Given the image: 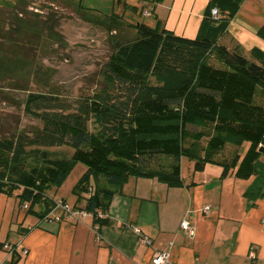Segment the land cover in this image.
Here are the masks:
<instances>
[{
    "label": "trees",
    "instance_id": "1",
    "mask_svg": "<svg viewBox=\"0 0 264 264\" xmlns=\"http://www.w3.org/2000/svg\"><path fill=\"white\" fill-rule=\"evenodd\" d=\"M210 10L208 19L214 22ZM109 24L130 27L135 35L113 45L101 68L99 91L74 105L52 95L26 96L23 113L40 128L0 137V194L43 218L54 210L47 191L60 188L79 164L85 171L72 193L79 197L88 192L83 211L103 226L106 218L97 214L106 215L128 177L178 187L182 158L201 172L206 163L223 158L225 146L247 144L241 158L234 154L218 163L221 176L233 170L241 180L258 175V150L264 149V67L207 39L189 40L114 19ZM53 147L72 149L70 159H49L42 153V148ZM29 158L33 163L27 165ZM3 247L0 243V251ZM12 252L7 264L17 263Z\"/></svg>",
    "mask_w": 264,
    "mask_h": 264
},
{
    "label": "crops",
    "instance_id": "2",
    "mask_svg": "<svg viewBox=\"0 0 264 264\" xmlns=\"http://www.w3.org/2000/svg\"><path fill=\"white\" fill-rule=\"evenodd\" d=\"M48 1L58 8L102 15L108 23L114 19L189 40L207 39L264 67V0H215L213 6V0ZM211 8L218 10V22L208 19ZM126 29L133 35V29ZM247 147L225 146L223 158L206 163L201 172L193 170V162L183 164L181 159L178 187L154 178L128 177L112 196L103 226L93 223L91 216L73 221L60 209L39 218L0 194V243L16 252V264H152L154 252L168 253L170 264H264V153L258 158L259 174L247 180L235 178L234 170L222 178L218 164L234 154L241 158ZM84 171L82 167L80 177ZM79 178L68 184V195L58 192L67 178L54 197H47L83 211L88 192L79 197L72 193ZM98 184L106 186L102 180ZM88 188L92 193L94 185ZM40 209L34 208L38 213ZM182 221L188 232L179 228ZM12 253L0 251V264H7Z\"/></svg>",
    "mask_w": 264,
    "mask_h": 264
},
{
    "label": "rangeland",
    "instance_id": "3",
    "mask_svg": "<svg viewBox=\"0 0 264 264\" xmlns=\"http://www.w3.org/2000/svg\"><path fill=\"white\" fill-rule=\"evenodd\" d=\"M90 13L58 8L48 0H0V137L40 128L23 113L30 93L56 96L74 105L102 88L101 68L113 45L132 39L135 32L110 27L102 15ZM72 152L68 147L42 148L47 158L56 160H68ZM182 162L189 164L186 158ZM26 163L32 164V159ZM81 168L77 164L66 185L59 191L51 188L47 196L54 197L57 191L68 195V184L80 177ZM93 185L90 179L87 186Z\"/></svg>",
    "mask_w": 264,
    "mask_h": 264
},
{
    "label": "built area",
    "instance_id": "4",
    "mask_svg": "<svg viewBox=\"0 0 264 264\" xmlns=\"http://www.w3.org/2000/svg\"><path fill=\"white\" fill-rule=\"evenodd\" d=\"M29 11H36V10H33L32 8H28ZM144 16H149V12L147 13H144L143 14ZM210 16L212 18V20L214 21H218L220 19V14L218 13V10L216 8H213L210 10ZM23 209H25V206H23ZM56 209H60L63 211L64 215L73 220V221H79V220H82L88 216H91L89 213H86V212H83V211H72L68 208L67 205H65L61 200H56L55 203H54V210ZM208 207H205L203 208V212L206 213L208 212ZM98 218L100 220L106 218V215L105 214H101V213H98L97 214ZM179 228L184 231V232H188L189 231V227H188V224L187 222L185 221H182L179 225ZM99 229V227L96 226L95 228V231H97ZM142 243L146 246H149L150 245V242L148 240H146L145 238L142 239ZM4 250L8 251L9 254L12 253V249L10 247H8L7 245L4 244V247H3ZM23 254H25L24 251H22ZM249 257L251 259H254V255L252 252L249 253ZM168 258H169V255L168 253H165V252H154L153 253V256H152V264H170L169 261H168Z\"/></svg>",
    "mask_w": 264,
    "mask_h": 264
},
{
    "label": "water",
    "instance_id": "5",
    "mask_svg": "<svg viewBox=\"0 0 264 264\" xmlns=\"http://www.w3.org/2000/svg\"><path fill=\"white\" fill-rule=\"evenodd\" d=\"M258 152H259L260 154H262V153H264V149L261 148V149L258 150Z\"/></svg>",
    "mask_w": 264,
    "mask_h": 264
}]
</instances>
